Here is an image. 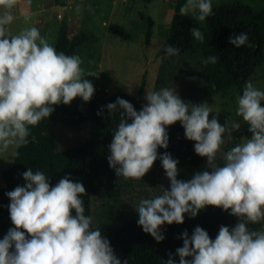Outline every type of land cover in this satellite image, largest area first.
Listing matches in <instances>:
<instances>
[{
	"label": "clouds",
	"instance_id": "1",
	"mask_svg": "<svg viewBox=\"0 0 264 264\" xmlns=\"http://www.w3.org/2000/svg\"><path fill=\"white\" fill-rule=\"evenodd\" d=\"M16 4L17 0H0L4 9L0 14V154L11 149L12 157L29 143V126L48 118L53 105L70 104L76 97L90 101L95 89L85 77L98 75L81 67L79 55L57 52L35 26L13 35L7 26L14 20L10 10ZM179 12L181 16L192 13L203 22L213 14L212 0H186ZM190 32L204 41L200 29ZM228 39L237 48L248 45L245 32ZM163 48L166 56L179 53L171 45ZM217 60L209 56L203 63ZM144 100L139 111L120 97L106 105L109 114L122 109L107 156L116 176L140 180L159 159L170 182L160 195L141 198L134 206L137 224L160 242L164 239L160 226L183 223L185 213L194 218L206 206L230 209L237 222L231 228L221 225L215 239L200 226L191 236L186 230L182 233L183 245L175 251L179 264H264V227L249 228L264 221V90L248 81L237 95L236 114L248 125L251 137L227 150L226 121L221 125L216 116L209 119L210 113L219 111L207 102H185L174 87L146 90ZM176 122L185 138L195 142L194 152L207 162L208 170L186 181L177 179L178 161L167 152H157L167 148V127ZM232 127L238 130L240 125ZM22 177L23 186L5 193L14 227L0 239V264H127L115 255L100 228L91 227L92 217L84 215L82 183L65 175L53 186L44 172L31 167ZM164 264H176L171 253Z\"/></svg>",
	"mask_w": 264,
	"mask_h": 264
},
{
	"label": "trees",
	"instance_id": "2",
	"mask_svg": "<svg viewBox=\"0 0 264 264\" xmlns=\"http://www.w3.org/2000/svg\"><path fill=\"white\" fill-rule=\"evenodd\" d=\"M185 2L186 0L175 2L172 23L165 44L178 48V54L185 52L199 54L198 66L204 97L229 91L239 95L242 94L246 82L264 78V8L256 10L241 2L219 4L213 8V14L198 28L204 36V41L200 42L190 32V29L195 28L190 17L180 15L179 9ZM152 26L153 21L149 19L144 36L145 46L150 43ZM67 28V25L61 22L55 49L66 55H74L75 51L87 41V35L79 30L70 38ZM108 29L125 41L135 37L134 33L117 24H110ZM242 32L247 33L250 46L237 48L229 43L230 36ZM160 54L166 55L163 47ZM209 56L218 57L217 62L204 64L203 61ZM144 96L145 78L135 97L123 92L110 97L105 94H93L88 102L78 97L73 110L63 103L53 105L54 111L48 118L42 119L36 126H29V143L16 150L19 155L15 157L13 166L0 176L3 184L0 188V239L9 228L14 227L8 211L10 199L5 193L25 184L22 173L29 167L33 171L44 172L50 185L53 186L65 175H68L73 182L82 183L86 189V194L81 197L85 216L92 217L94 200L121 197L136 179L117 177L114 169L109 167L108 145L119 123L122 109L118 108L109 114L106 105L114 103L117 97H120L129 101L139 111L146 103ZM98 112L101 114L97 115ZM89 121L93 123V128L88 140L64 151H51L53 128L57 122L66 127L79 129ZM247 128L248 125L244 124L236 131L232 146L239 143L243 136L251 134ZM167 133L168 146L158 148V155L169 153L178 161L180 167H198L204 162L206 157L198 156L194 152L195 142L185 138L184 129L179 122L168 126ZM160 166H162L161 162L157 159L149 171ZM229 212L230 209L223 211L219 207L206 206L194 218L185 213L183 223L174 222L170 225L165 223L160 226L164 236L160 242L142 230L137 224L139 217L101 233L109 240L115 255L121 261L127 260V264H164L170 253L176 264H179V257L175 251L183 245L182 233L186 230L191 236L194 228L200 226L207 231L210 238L215 239L221 225L231 228L236 224L237 217L230 215ZM73 214H75L74 210ZM263 226L264 221H261L259 224H250L249 228L260 230Z\"/></svg>",
	"mask_w": 264,
	"mask_h": 264
},
{
	"label": "rangeland",
	"instance_id": "3",
	"mask_svg": "<svg viewBox=\"0 0 264 264\" xmlns=\"http://www.w3.org/2000/svg\"><path fill=\"white\" fill-rule=\"evenodd\" d=\"M176 0H17L10 10L14 16L8 25L9 31L15 35L21 29L35 26L42 36L49 39L55 47L61 22L67 25L68 37H73L82 30L87 41L79 47L74 55L83 61L81 67L98 73L87 76L94 86V94H105L110 97L118 92L131 97L137 96L138 89L145 78V94L158 91L163 87H174L180 98L185 102L199 105L207 102L213 111L209 119L216 116L221 125L226 121L224 150L232 147L235 141L233 124L239 129L246 124L236 114V93L229 91L204 97L201 89L199 73V54L185 52L173 56L161 55L160 50L165 44L174 14ZM241 2L253 9H263L264 0H212L213 8L221 3ZM79 5L80 11L76 8ZM4 11L0 8V14ZM30 19L26 22L24 17ZM195 28L202 22L189 13ZM153 21L152 36L148 46L144 45V36L148 20ZM110 24H117L135 34L134 39L125 41L108 29ZM254 87L264 90V78L251 82ZM78 97L66 106L73 110ZM264 106V101H261ZM92 122H87L79 129L70 128L57 122L53 128L51 151H64L90 138ZM238 129V130H239ZM251 134L243 136V143ZM17 150V149H16ZM8 153L0 154V176L14 164L15 157ZM206 158L198 167H180L177 163V179L189 180L196 172L208 170ZM162 166L149 171L140 180H134L130 188L121 197L94 200L92 202V228L101 231L134 220L138 217L135 205L141 198H152L162 193V187H169ZM3 184L0 180V188ZM264 227V226H263Z\"/></svg>",
	"mask_w": 264,
	"mask_h": 264
}]
</instances>
